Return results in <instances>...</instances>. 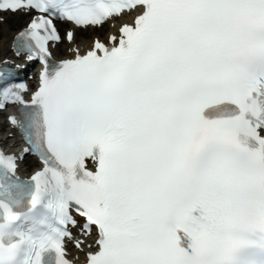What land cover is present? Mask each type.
Returning <instances> with one entry per match:
<instances>
[{
    "label": "snow or ice",
    "instance_id": "6c2138e0",
    "mask_svg": "<svg viewBox=\"0 0 264 264\" xmlns=\"http://www.w3.org/2000/svg\"><path fill=\"white\" fill-rule=\"evenodd\" d=\"M7 14L28 19L9 42L24 63L0 60V264H264V0Z\"/></svg>",
    "mask_w": 264,
    "mask_h": 264
},
{
    "label": "bare ground",
    "instance_id": "6f19581e",
    "mask_svg": "<svg viewBox=\"0 0 264 264\" xmlns=\"http://www.w3.org/2000/svg\"><path fill=\"white\" fill-rule=\"evenodd\" d=\"M25 18L22 16H11L9 20L4 24V26H1L2 29L0 31V59L4 57L7 54V45L9 44V37L15 32L16 26L24 25ZM100 33V31H98ZM93 35V33L90 32H82L81 36H84L86 38H90ZM77 42L78 39H77ZM80 45H83L84 43H78Z\"/></svg>",
    "mask_w": 264,
    "mask_h": 264
},
{
    "label": "rangeland",
    "instance_id": "374dc122",
    "mask_svg": "<svg viewBox=\"0 0 264 264\" xmlns=\"http://www.w3.org/2000/svg\"><path fill=\"white\" fill-rule=\"evenodd\" d=\"M0 29H2V27H0ZM1 31V30H0Z\"/></svg>",
    "mask_w": 264,
    "mask_h": 264
}]
</instances>
